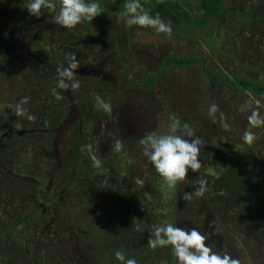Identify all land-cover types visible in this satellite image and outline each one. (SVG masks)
Instances as JSON below:
<instances>
[{"label":"flooded vegetation","instance_id":"af4514ba","mask_svg":"<svg viewBox=\"0 0 264 264\" xmlns=\"http://www.w3.org/2000/svg\"><path fill=\"white\" fill-rule=\"evenodd\" d=\"M15 18H22V22L12 21L18 35L5 51L32 55L30 47L35 43L39 52L36 58L43 60L40 62L42 70L61 81L60 96L64 100L65 114L55 128L51 142L54 159L59 156L57 141L61 140L62 147L67 150L74 144V132L81 140L80 145L87 146V149H80L82 152L95 150L101 154L97 159L102 162L93 179L81 177L78 182H72L70 176L64 183L61 180L64 185L60 189L54 193L46 192L47 208L53 213L59 205L73 208L77 201L79 206L88 204V198L100 195L94 186L90 187L98 180L107 179L111 194H114L113 185L105 176L109 172L104 175L100 171L103 164L108 166L107 159L112 160L122 145L129 144L133 137L155 125L148 119L162 107L155 84L165 72L197 67L204 83L230 89L229 82L237 84L252 80L264 83V0H213L212 4L210 0H0V22ZM15 30L12 28V34ZM22 34H26L29 41L20 37ZM133 73L136 78H143L140 88L134 85ZM115 82L119 89H114ZM250 95L253 98L264 96ZM207 126L203 125L199 132L204 136L203 141L188 129L194 138L186 140L183 151L181 140L176 145L175 169L179 180L185 184L182 193L186 190L189 197L194 190L195 214H191L194 208L189 210V200H181L180 181H174L172 205L168 209L174 217L171 222H166L165 228L157 226L161 222L152 221L153 202L146 210L145 203L139 204L138 199H129L126 195L127 203L122 207L129 212V219L137 227V222L141 225L145 222L141 237H138L142 238L139 239L141 244L129 223L112 212L106 220L110 225L108 228H102L106 225L102 221L105 223L99 222L95 226L99 230H94L93 235L75 237L70 264H137L139 260L142 264H160L159 260L163 259L160 250L164 249L166 256L171 255L170 264H175L180 244L181 249L193 257L202 255L207 264H237L234 230L252 233L251 238L264 232V208L259 206L260 203L264 205V199L260 196L247 201L245 195H232L236 182L222 174L223 168L229 162L231 166L255 162L257 176L255 172H243L242 168H239V175L251 177L253 184L262 180L264 189V159L252 144L250 148L223 139L221 148L216 149L210 144L214 135ZM216 136L221 140L220 133ZM64 155L59 156L60 162L66 159ZM245 158L249 160L245 162ZM211 168L221 177L211 179ZM217 178H220L218 182ZM34 181L38 183L37 179ZM145 190L143 198L153 199V194L151 196ZM155 200L161 206L162 188ZM106 201L101 198L95 208H90L98 212ZM78 208L77 202L73 221L67 220L70 224L66 225L70 228H73L75 216L82 217L79 223L84 221ZM252 208H261L263 213L260 210L252 212ZM50 214L45 213L47 222L40 233L41 240L59 218V215ZM64 221L61 223L65 224ZM148 227L151 228L150 235L145 231ZM57 228H60L59 224ZM48 237L47 244L56 250L55 240ZM237 244L242 247L239 241ZM194 245H198V250L195 251ZM19 248L24 247L19 245Z\"/></svg>","mask_w":264,"mask_h":264},{"label":"rangeland","instance_id":"374dc122","mask_svg":"<svg viewBox=\"0 0 264 264\" xmlns=\"http://www.w3.org/2000/svg\"><path fill=\"white\" fill-rule=\"evenodd\" d=\"M185 50H188V47H185ZM219 57H221V59L223 58V56L220 55ZM12 65L16 66L15 64ZM161 77L162 79L155 84V91L157 97L161 100V108L163 110L160 108L155 115L150 116L151 119H148L155 125L152 128L145 129V132L133 137L129 144L125 143V145H122L120 150L116 151L117 154L112 160L107 159L108 166L104 168H107L110 172L109 175L105 176L109 178V184L113 185L114 194H110L107 201L101 204L102 208L96 212L90 208V206H92L91 204L79 206V201H77L79 207L78 213L83 215L84 221L79 223L81 222L82 217L76 218L75 216L73 228L66 225L70 224V222L64 221L65 224H62L61 222L63 221H61L59 222L60 228L55 226L51 230L48 229L46 233H44L43 236L45 237L42 240L40 233L46 226L47 221L44 222V212L46 210L39 211L38 215L40 219L37 218V223L31 224L32 231H27L25 226L20 225L16 228L13 234L5 233V236H0V264H70L73 262L70 260V257H72L71 245L75 242V237L93 235L94 230H96V232L99 230L95 226H97V224L99 225V222L105 223L112 212L116 217L123 218L129 223V226L135 231L137 235L136 240L139 243V239L142 238L138 237H141V229L145 222L142 225L137 222V227L135 222H132V220L129 219V212L124 211V208L122 207L123 204L125 205V203H127L125 198L126 195L129 196V199L130 197L135 200L138 199L139 204L141 202L145 203L144 209L146 210L148 204L153 202V204H155L154 208L150 206L154 209L153 212L150 213V215L154 217V220L152 221L157 223L161 222L158 223L157 226L162 225L163 228H165L166 222H171L174 217L168 210L172 205L171 195L173 192L174 181H180L175 169L177 142L178 140L182 141L181 150L183 151L185 149L186 140L190 141V138H194L193 133L203 141L204 136L199 133L203 125L207 124V127L214 135L210 144L217 147L216 149L221 148V145H223V139H227L234 144L236 143V145H249L250 148V144H252L264 159V96L253 98L248 93L244 95L240 90L236 91L224 85H211L209 83H204L202 74H200L197 67L184 70L171 69L165 72ZM133 78L135 79L134 85L139 87L143 82V78H136L134 73ZM6 81L7 79H5V77L0 76V108L7 113L6 108L15 105L14 113L18 112L19 114H23L27 109H32L29 105L28 107L26 106V110L25 107L20 108V104L16 99H21L22 95H17V86L9 85ZM113 86H115V90L119 89V84L117 82H115ZM34 121L35 120L32 122L33 124ZM147 130L148 132H146ZM218 133L222 136L221 140L216 136ZM57 139H59V136ZM57 142H59L58 147H56L58 155H64L67 151L66 147H62L61 140H58ZM92 154H94L96 158L101 155L100 152L96 153L95 150L92 151ZM59 156H56L55 161L52 160L49 167V170L52 169L51 167H54L52 171L46 172L44 175L39 173L41 166L38 167V164L42 162L37 158L32 159V157L26 156L28 157V164L27 167H25V170L28 172L23 175V180L34 182H32L33 184L31 186L37 189L36 191L40 193V196L35 195V200L37 202L42 201V197H46V192L54 193L57 189H60V186L64 185L63 183L66 179L70 178L69 172L63 167L64 162L63 160L60 162ZM245 159V162L249 160L248 158ZM249 163L250 162H248L247 165H249ZM245 166L239 164L234 168L246 169L247 167L248 169V166ZM228 170L229 167L226 166L223 168L222 172L227 179H231V174L236 175L235 173H238L233 169L229 172ZM100 172L103 174L106 173L104 170ZM172 172H174V177L172 176ZM210 173L212 174L211 179H214V177H218L219 175L221 177V174L215 169L211 168ZM35 179H37L38 183H35ZM61 180L62 182L64 181L62 185ZM219 180L220 178H217L216 182ZM237 184L242 187L240 180ZM179 185H181V200H189V210H191V208L193 209L194 190H192L193 194H190L188 197L186 190L184 191V194L182 193V187L185 186V184L180 181ZM115 187L118 188V190H115ZM161 188L163 201L161 206H159V203L155 199L161 193ZM144 190L151 196L153 194L154 198L149 199L151 202L143 198L144 194L142 193ZM231 190L232 189H229V191ZM116 193L118 195H116ZM260 193L262 195L261 198L264 199V189L262 192L260 190ZM64 194L68 196L66 191ZM28 200L29 199H27V202ZM27 202L23 201L20 205L23 209L20 213H28L31 209V203ZM77 202L74 206L75 209ZM259 206H261L262 209L264 208V205L261 203ZM262 209L252 208L251 211L257 212V210H260L259 212L263 213ZM160 211H163L162 215ZM195 211L194 208V211H192L191 214H195ZM95 213H97L96 216ZM156 215H159L158 218ZM1 217L3 218V216ZM137 220H139V218H137ZM109 226V223L106 222V225L102 228H108ZM5 227L6 225L3 224V228ZM34 228L38 230L37 233L34 232ZM118 228H120V226H118ZM148 229L145 231L150 235L151 228L148 227ZM217 229L219 228L217 227ZM153 230L154 228L152 227V233ZM234 232V257L238 254L237 264H264V232L261 234L259 232V237L257 238H251L252 233L249 232L247 234H242L235 230ZM169 235H172L171 231H169ZM48 236H52L55 240L56 250L55 247L47 244L49 241ZM144 239L145 237L143 240ZM19 240H23L22 243ZM155 240L157 241L158 238H155ZM17 241L20 242V246L24 247L23 249L19 248ZM238 241L242 244V247L237 244ZM79 242L82 243V239H80ZM148 242H151V239H148ZM194 246L193 248L195 251L196 249L198 250V245ZM161 251H163V259L159 260L160 264H170V261H172L171 255L169 254L166 256L167 252L165 249L160 250V252ZM41 252L44 254L41 255ZM202 257V255H195V257H193V255L187 253L186 250L181 249L180 244V251L175 264H207L203 262L204 260ZM164 259L165 262H163ZM137 264L142 263L139 260Z\"/></svg>","mask_w":264,"mask_h":264},{"label":"trees","instance_id":"16d2710c","mask_svg":"<svg viewBox=\"0 0 264 264\" xmlns=\"http://www.w3.org/2000/svg\"><path fill=\"white\" fill-rule=\"evenodd\" d=\"M212 2L213 0H210L211 4ZM12 21L17 24L22 22V18L3 19V23L0 22V76L5 77L9 85L17 86V95H22L21 99H16L20 104V108L25 107L26 110V106L28 107L29 105L32 109H27L23 114H19L18 112L14 113L15 105L13 106L12 103V107L6 108L7 113L0 108V236H5V233L13 234L20 225L25 226L27 231H32L31 224L37 218L40 219L38 213L41 210H46L44 214L60 215V218H56L55 226L65 219L66 221H73V210H75L74 207L70 208L60 205L53 213L52 209L47 208L46 197H42V201L39 202L35 200V195L40 196V193L31 186L34 182H27L21 179L28 172L25 170L28 164V157L26 156L32 157V159L37 158L42 162L38 164V167L41 166L39 171H42V173L39 172L40 174L44 175L46 172H51L54 168L51 167L52 169L49 170L52 160L55 161L51 142L56 133L55 128L60 124L65 114V105L64 100L60 96L61 81L55 75L48 76L42 70L40 62L43 60L36 58L39 52H37L35 43L34 46L30 47L31 51H33L32 55L15 54L9 50L5 51L6 47L14 42L18 35L17 30H15L17 26ZM12 28L15 30L13 34L11 32ZM23 36L29 41L26 34L20 35V37ZM229 86L234 90L235 88L239 89L244 95L246 91L250 94L264 95V83L262 82L242 80L237 84L229 82ZM33 120H35L34 124L32 123ZM31 129H40L46 132H41L40 134L38 132H28ZM73 135L74 144L68 146L65 152L66 159L63 160L65 169L67 167L66 170L72 177V182H78L81 177L93 179V175L98 171L102 161L98 160L91 151L82 152L80 149H83V147L87 149V146L80 145L81 140L78 139L76 132ZM104 166H107V164H103L102 170L106 173L110 172ZM225 166L229 167L228 172L231 168L238 172L235 173L236 175L231 174V181L233 183L236 182L232 195L236 197L245 195L247 201H254L262 196L260 193V190L262 192L263 189L262 180L259 183L256 180L255 185L252 183L251 177H247L244 174L240 176L239 168H234L235 165L231 166L229 162ZM246 166H248V169L246 167L243 172L257 173L258 169L255 162H250ZM239 180L242 187L237 184ZM98 181L97 183L95 182L96 184L90 185V187L94 186L97 190L96 192H99L100 195H90L92 198L87 199L88 204H92L93 208H95L96 203L101 198L107 199L108 195L111 194L107 181L105 179ZM89 191L91 192L92 190L89 189ZM27 199H29L28 202ZM23 201L30 202L32 205L28 213H20L23 210L20 207ZM44 222H46L45 218ZM3 224L6 225L5 228H3ZM19 241L17 242L22 243L23 240Z\"/></svg>","mask_w":264,"mask_h":264},{"label":"water","instance_id":"95a60500","mask_svg":"<svg viewBox=\"0 0 264 264\" xmlns=\"http://www.w3.org/2000/svg\"><path fill=\"white\" fill-rule=\"evenodd\" d=\"M29 132H32V131H29ZM16 133H20V132H16Z\"/></svg>","mask_w":264,"mask_h":264}]
</instances>
